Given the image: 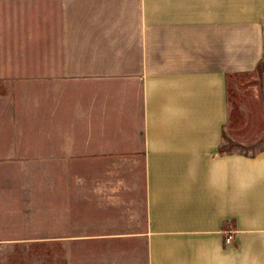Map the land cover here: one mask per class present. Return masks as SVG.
I'll list each match as a JSON object with an SVG mask.
<instances>
[{
    "label": "crops",
    "instance_id": "1",
    "mask_svg": "<svg viewBox=\"0 0 264 264\" xmlns=\"http://www.w3.org/2000/svg\"><path fill=\"white\" fill-rule=\"evenodd\" d=\"M249 74L263 97L264 0H0V244L264 264V147L225 146Z\"/></svg>",
    "mask_w": 264,
    "mask_h": 264
},
{
    "label": "rangeland",
    "instance_id": "2",
    "mask_svg": "<svg viewBox=\"0 0 264 264\" xmlns=\"http://www.w3.org/2000/svg\"><path fill=\"white\" fill-rule=\"evenodd\" d=\"M255 82V77L249 74L234 76L230 83L233 88V101L237 106L235 115L248 121V124H237L241 128L238 134L245 136L235 140L231 136L225 143L229 149L251 153L264 147V95L259 98L256 90L251 87ZM36 251L35 256V251L28 248L25 241L0 244V264L42 263V254L38 256L41 250Z\"/></svg>",
    "mask_w": 264,
    "mask_h": 264
},
{
    "label": "built area",
    "instance_id": "3",
    "mask_svg": "<svg viewBox=\"0 0 264 264\" xmlns=\"http://www.w3.org/2000/svg\"><path fill=\"white\" fill-rule=\"evenodd\" d=\"M231 240H232V236H231V235H228V236L226 237V239H225V241H226L227 243H231Z\"/></svg>",
    "mask_w": 264,
    "mask_h": 264
}]
</instances>
